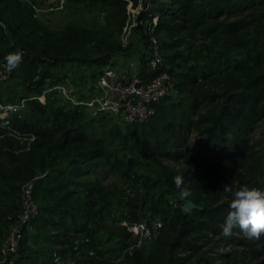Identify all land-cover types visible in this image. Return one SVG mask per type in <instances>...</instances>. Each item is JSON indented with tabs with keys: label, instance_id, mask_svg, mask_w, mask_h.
Segmentation results:
<instances>
[{
	"label": "trees",
	"instance_id": "16d2710c",
	"mask_svg": "<svg viewBox=\"0 0 264 264\" xmlns=\"http://www.w3.org/2000/svg\"><path fill=\"white\" fill-rule=\"evenodd\" d=\"M29 1L0 0V67L8 54L23 55L9 73L18 93L0 102H25L23 111L0 119V260L22 210V186L34 179L38 213L22 227L5 264H51L55 253H80L79 264H264V235L248 240L235 228L225 237L221 227L233 199L225 184L233 192L244 185L264 192V0H81L90 10L104 9L102 21L60 29L39 21L37 1ZM129 2L140 11L123 45ZM152 39L162 63L141 67L139 76L167 72L175 95L153 103L143 123L123 127L107 115L92 118L32 98L61 80L65 69L103 66L115 55H133L139 45L147 63ZM147 159H168L181 169L137 171ZM104 173L130 179L142 206L136 197L114 199L102 184L91 187L83 179ZM177 175L187 198L179 195ZM185 200L196 206L185 210ZM156 213L164 224L148 249H130L136 239L120 222ZM48 247L50 261L41 260ZM107 251L112 262L97 258Z\"/></svg>",
	"mask_w": 264,
	"mask_h": 264
},
{
	"label": "built area",
	"instance_id": "2783aa9c",
	"mask_svg": "<svg viewBox=\"0 0 264 264\" xmlns=\"http://www.w3.org/2000/svg\"><path fill=\"white\" fill-rule=\"evenodd\" d=\"M28 3H30L29 0ZM44 9L48 12H55L63 9L70 0H42ZM32 3V2H31ZM33 4V3H32ZM35 16L42 10L34 4ZM131 2L128 3V12L131 11ZM156 21V18L153 19ZM128 23V22H127ZM127 27L123 28L126 33ZM123 40L122 44L125 45ZM152 56L147 64L150 69L156 68L162 63L156 41L152 39ZM120 58H127L118 56ZM116 60V61H117ZM133 63L128 66H117V64H106L101 66L90 79L84 84L75 83V77H79V68H68L61 72L62 79L47 86L39 95L32 98L41 103H54L59 98L62 103L71 108L83 110L89 117L98 118L104 115L110 116L120 126L132 123H143L153 113L152 104L166 96H174L175 90L170 75L163 71L149 80L141 79L139 71L133 69ZM80 77H86L85 71H81ZM9 79V72L4 66L0 67V83ZM25 108L24 100L17 102H0V119L6 113H17ZM33 136L27 138L32 140ZM34 179L24 183L22 186L21 200L22 210L17 215L16 222L10 228L2 247V260H6L9 254L16 252L22 234V227L38 213L37 205L33 199ZM164 220L161 214L156 213L145 217L125 222L126 229L136 239L130 249L136 247L148 249L151 241L156 237L159 229L163 226ZM9 261L8 264H11ZM5 264V263H4ZM51 264H79L72 256H61L53 254Z\"/></svg>",
	"mask_w": 264,
	"mask_h": 264
},
{
	"label": "rangeland",
	"instance_id": "374dc122",
	"mask_svg": "<svg viewBox=\"0 0 264 264\" xmlns=\"http://www.w3.org/2000/svg\"><path fill=\"white\" fill-rule=\"evenodd\" d=\"M36 1H37V6L39 7V9H42L38 11L36 18L51 29H60L68 24H76L80 26L93 27V26H96L98 22L102 21L103 16L105 14V10L101 9L100 7L92 9V10L88 9L85 6V1H81V0H70L69 3L63 9L55 11V12L46 11L44 9L45 5L43 4L42 0H36ZM130 8H131V11L129 13L131 16H130L128 23L126 24V26H128L127 31L126 33H123L122 31L120 35V41L122 42L123 40L127 42L130 36L133 37V31L131 29L132 27L136 25L135 23L136 16L138 12L140 11L139 6L137 8H133L130 6ZM134 39H136V37ZM132 49L135 50L134 51L135 53L133 52L134 53L133 55L127 56V57H130V59L120 58L117 60L116 58H118V56L115 55L109 59L108 64H111V65L117 64V66H128L129 62H132L133 63L132 66L135 71H139L141 67L143 66H145L147 69H150L148 64L144 63L141 59V56H142L141 54L145 50L144 46L139 45L134 48H131V50ZM100 67L101 65L99 64H92L90 67L87 66V64L76 65L75 68H79V77L74 78L76 80L75 83L79 84L81 82V84H84L90 79V75L93 73V71L98 70ZM80 70L85 71L87 76L80 77V74H82ZM19 88L20 87L18 86V83L15 80L9 79V80H6L0 83V96L2 97V100H5L8 96L16 95L18 93ZM54 101H55L54 104L62 103V101H60L59 98H57V100L55 99ZM260 132H261V127H259L256 130L257 139H260L261 137ZM172 167L175 169H181V166L178 163L170 161L168 159H163L162 162L157 161V160L147 159V160H144V164H142L136 170L143 172V173H151L153 175H156L155 171H159V169H163V168L165 169L168 168L169 170ZM100 177L101 178H98V177L94 178L92 176H87V177H83V179H89L91 181V184H90L91 187H97L99 184H102L104 187H106L107 191H109L114 196V199L120 198L123 200H129V199H133L136 197L134 195V192H132L130 189L129 184L132 183L130 179H123L118 176L106 174V173H104ZM143 189L144 187L140 189L141 193H144ZM142 198L143 197H140V198L136 197V200H134L133 202L137 204L139 207H141ZM114 199H112L113 203H115ZM170 201L174 202V199L171 198ZM120 212H121L120 209L117 210L116 215L121 216ZM111 218L112 217L109 218V223H113L114 225H116L117 222L114 223L113 221H111ZM125 222H126L125 220H122V222H120V225L125 226ZM51 232L54 233L55 232L54 229H52ZM132 238L133 236L131 235V239ZM52 249H53L52 247L46 248L45 255L42 256L41 260L50 261V258L53 253ZM88 254L93 255L94 252L91 250V251H88ZM112 254L113 253H110L109 251H107L106 253L102 255V257L100 256L97 258L106 259L107 261L112 262V258L110 256ZM83 257L84 256L80 253L76 254L75 256V258H77L81 263L84 261L82 260ZM4 262L5 260H2V259L0 260V264H4Z\"/></svg>",
	"mask_w": 264,
	"mask_h": 264
},
{
	"label": "clouds",
	"instance_id": "9594fccd",
	"mask_svg": "<svg viewBox=\"0 0 264 264\" xmlns=\"http://www.w3.org/2000/svg\"><path fill=\"white\" fill-rule=\"evenodd\" d=\"M5 71L11 73L16 70L23 60L20 51L10 53L5 57ZM174 183L179 189L181 198H187L190 195L185 186L182 176H175ZM224 191L230 192L233 199L230 202V211L228 212L222 227V235L230 237L233 229L239 228L244 238L253 241H260L264 235V192L257 188L244 185L236 191H232L229 185H224ZM259 248L260 245L258 244Z\"/></svg>",
	"mask_w": 264,
	"mask_h": 264
},
{
	"label": "water",
	"instance_id": "95a60500",
	"mask_svg": "<svg viewBox=\"0 0 264 264\" xmlns=\"http://www.w3.org/2000/svg\"><path fill=\"white\" fill-rule=\"evenodd\" d=\"M195 206L196 205L191 200H185V205H184L185 210H191Z\"/></svg>",
	"mask_w": 264,
	"mask_h": 264
}]
</instances>
